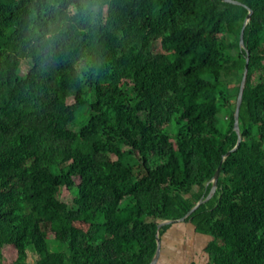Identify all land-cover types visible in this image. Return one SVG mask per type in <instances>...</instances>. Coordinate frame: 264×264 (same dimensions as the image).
Masks as SVG:
<instances>
[{
	"label": "trees",
	"instance_id": "obj_1",
	"mask_svg": "<svg viewBox=\"0 0 264 264\" xmlns=\"http://www.w3.org/2000/svg\"><path fill=\"white\" fill-rule=\"evenodd\" d=\"M235 1L0 0V264H150L179 222L188 264H264V0Z\"/></svg>",
	"mask_w": 264,
	"mask_h": 264
},
{
	"label": "rangeland",
	"instance_id": "obj_2",
	"mask_svg": "<svg viewBox=\"0 0 264 264\" xmlns=\"http://www.w3.org/2000/svg\"><path fill=\"white\" fill-rule=\"evenodd\" d=\"M160 48V47H159ZM160 50V49H159ZM236 104H234L233 108H235ZM225 118L223 119V124H225ZM173 125V124H172ZM174 128L172 126V128L170 129V133L172 134V138L174 135ZM113 158H115V156H113ZM131 159V158H129ZM127 161L131 162V160ZM162 162V160H154L152 163L153 165H158ZM67 194V189L65 188L63 190V195ZM177 226H183V228L185 229L186 225L185 222H179L178 224H176ZM186 230V229H185ZM48 238L52 239L54 238L53 234H48ZM186 240L187 245L184 243V241ZM201 242H204L203 239H200V236L198 235H193L191 236L190 234H186L185 239L182 240V242L180 243V248L178 249V251H176V253H171V257L170 260L168 261H164L161 264H188L191 261H188L189 258H198L201 260V262H205V260L207 259L206 257H204V246L202 245ZM58 244L52 242L51 247L53 249H59L57 247ZM186 246H188L189 248L191 247V249H193V253L190 255H188L187 253H185L183 255V259H182V253L185 250ZM34 262V258L31 254V252H29L24 246H19V247H6L4 250V255H3V264H33Z\"/></svg>",
	"mask_w": 264,
	"mask_h": 264
},
{
	"label": "water",
	"instance_id": "obj_3",
	"mask_svg": "<svg viewBox=\"0 0 264 264\" xmlns=\"http://www.w3.org/2000/svg\"><path fill=\"white\" fill-rule=\"evenodd\" d=\"M223 1L224 2H228V3H233V4H240L238 1H235V0H223ZM252 14H253V11L250 10V12H249V14L247 16V20L245 22V25L247 24V22L251 18ZM240 44H241L242 47L245 46V44H244V28L241 31ZM248 71H249V58L246 61L244 76H243V79H242V82H241V86H240L241 91H240V96H239V100H238V107H237V111H236V114H235V117H236L235 129H236V131H237V133L239 134L240 137H239L238 146L233 151L238 149L240 147L241 143H242L241 127H240V112H241V106H242V103H243L244 93H245V89H246V85H247L246 82H247V77H248ZM233 151L229 152L228 155H230ZM221 172H222V166L219 167L218 171L215 174L213 188L211 190V193L209 194V196L206 199L205 198L201 199L197 203V205L195 207H193V209H191V211H189V213L185 217H183V218H181L179 220H167V221L163 222L161 224V226L164 225V224H167V223L185 221L186 218L190 214H192L203 202L211 199L215 195V193L217 191L218 182H219V178H220ZM158 244H159V246H158V248L156 250V253H155V256L153 257V259H152L150 264H157L158 259L160 257L161 247H162V239L160 237V234H158Z\"/></svg>",
	"mask_w": 264,
	"mask_h": 264
},
{
	"label": "crops",
	"instance_id": "obj_4",
	"mask_svg": "<svg viewBox=\"0 0 264 264\" xmlns=\"http://www.w3.org/2000/svg\"><path fill=\"white\" fill-rule=\"evenodd\" d=\"M185 224L188 225L187 223ZM185 229L183 228V226H178L175 231H171L168 234L166 246L163 248V250H161V258L159 257V261L157 262V264H161L164 261L170 260L171 253H176V251H178V249L181 247L180 243L183 239H185L187 233L193 236V227L186 226ZM184 243L187 245L186 240L184 241ZM193 252L194 251L193 249H191V247L189 248L188 246H186L185 250L182 253V259L185 253L191 255ZM193 258H189L188 261H192Z\"/></svg>",
	"mask_w": 264,
	"mask_h": 264
},
{
	"label": "clouds",
	"instance_id": "obj_5",
	"mask_svg": "<svg viewBox=\"0 0 264 264\" xmlns=\"http://www.w3.org/2000/svg\"><path fill=\"white\" fill-rule=\"evenodd\" d=\"M67 11H68V14H70L72 16H77L80 14V9L74 4L69 6ZM59 36H60V32H59V30H57V32L55 34L50 32L47 36L44 37V39L46 41H54ZM52 46L53 45L50 43L49 47H52Z\"/></svg>",
	"mask_w": 264,
	"mask_h": 264
}]
</instances>
